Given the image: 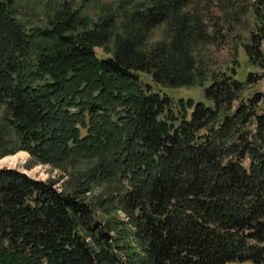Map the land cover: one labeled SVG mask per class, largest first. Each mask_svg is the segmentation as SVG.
<instances>
[{"label": "trees", "instance_id": "obj_1", "mask_svg": "<svg viewBox=\"0 0 264 264\" xmlns=\"http://www.w3.org/2000/svg\"><path fill=\"white\" fill-rule=\"evenodd\" d=\"M100 4L0 0V159L68 173L58 190L0 169V264H264V94L233 110L250 77L237 56L211 70L243 24L237 46L264 69V0ZM137 72L210 80L212 105L175 109Z\"/></svg>", "mask_w": 264, "mask_h": 264}, {"label": "rangeland", "instance_id": "obj_2", "mask_svg": "<svg viewBox=\"0 0 264 264\" xmlns=\"http://www.w3.org/2000/svg\"><path fill=\"white\" fill-rule=\"evenodd\" d=\"M100 1H101L100 5H102L115 0H100ZM93 13L94 12H92V14ZM248 30L249 27L247 24L241 25L240 28L236 30L235 37L232 38L231 41L226 46L217 49L212 55L213 64L211 65V70L213 71L231 70V68L235 66V63L232 62V60L235 59L237 56L238 61L240 62L241 65L238 79L244 81L247 76H249L251 79V82H248L245 85V87L238 93L239 99H237L233 103V107H232L233 110L239 105L247 103V100L251 98L252 95H254L255 93L264 94V69L249 65L247 62V57L244 54L243 48L241 46L240 47L237 46L239 41L242 42L243 40L245 42L247 40L249 33ZM262 49L264 50V41L262 42ZM95 53L98 57L105 56L103 50L100 48H96ZM136 74L139 76L142 83L148 84L153 88L154 91L159 93H164L168 95L170 98H172L175 105L174 106L175 109L178 108L177 104L180 100H183L185 102L188 99H192L194 103L201 102L207 106L212 105L211 100H208L204 93V89L210 84V80L206 81L203 87L162 88L156 85L152 81L149 75L141 72H137ZM249 129H251V126H249ZM85 166H87V164H85ZM0 169L16 170L37 181H43V182L55 181L57 182L55 184V187L58 190H62V185L68 180V173L66 171H63L61 168L53 167L50 164H41L35 162L25 151H18L13 155H8L0 159ZM99 190H100L99 188H95L93 191L94 194H98ZM110 206L111 204L108 205V207ZM100 213L101 212L98 211V214ZM112 214L118 220H121L120 222H124V223L128 222V219L126 218L125 214L122 211H120V209H117L115 205L114 207H112ZM125 226H126L125 228L128 229L127 232L131 233L132 232L131 225L126 223ZM111 234L113 236L116 235V233L114 232H111ZM128 240L131 241L130 236ZM132 242L134 245V252L137 255H140V250L137 247V243L134 240H132ZM117 254L119 255V257H121L123 263H125V261L127 262V258L123 256L124 253L117 252ZM227 264H251V263L232 262Z\"/></svg>", "mask_w": 264, "mask_h": 264}]
</instances>
